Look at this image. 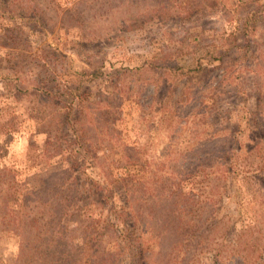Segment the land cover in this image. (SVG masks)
Here are the masks:
<instances>
[{
    "label": "rangeland",
    "instance_id": "1",
    "mask_svg": "<svg viewBox=\"0 0 264 264\" xmlns=\"http://www.w3.org/2000/svg\"><path fill=\"white\" fill-rule=\"evenodd\" d=\"M263 10L0 0V264H53L57 242L62 264H264V18L237 30ZM76 69L99 72L65 124Z\"/></svg>",
    "mask_w": 264,
    "mask_h": 264
},
{
    "label": "trees",
    "instance_id": "2",
    "mask_svg": "<svg viewBox=\"0 0 264 264\" xmlns=\"http://www.w3.org/2000/svg\"><path fill=\"white\" fill-rule=\"evenodd\" d=\"M1 4L3 7H5L7 5V3L5 1H1ZM261 15H259V17L257 16L254 17L253 19L250 18L249 14H246L243 16V20L241 22V24L237 27L238 30V36L239 37H243L245 40H247L249 38L250 35H253L254 31L257 30L258 28V20L259 18L262 16L264 18V10L260 13ZM258 15V13H257ZM258 19V20H257ZM238 37V38H239ZM197 38L200 40V35H197ZM236 37V39H238ZM198 40V42H199ZM197 42V41H196ZM195 46H200V43H195ZM217 45H215L214 47H216ZM199 53L198 55H196V57L194 58L193 63L191 64H183V65H179L178 67H176L174 71L175 74L178 75H184L186 73H190L193 72L197 69H199L202 65L200 64V48L198 49ZM209 54L205 55V57L202 58H206L209 61H213V60H221V57L216 56L214 50L212 51H207ZM150 65H153V62H148ZM163 68L162 70L168 69L170 65L168 64H164L163 63ZM97 72L99 71H89V70H78L76 69V73L78 74L79 77V83L76 85L75 88H73L71 90V97L69 100H66V103H63L62 101L61 103V108L63 109L62 114L64 117V123L65 124H70L72 123L73 120V116L75 113L80 114V113H85V110L83 109V99L80 98V96H78L77 92H79V90L81 89V85L82 82H88V81H93L96 77H97ZM179 73V74H178ZM171 88V87H170ZM169 88V90H170ZM59 103L57 102V105ZM76 115V116H77ZM78 148V147H77ZM84 152H88L87 149H83ZM89 153V152H88ZM88 191V190H87ZM55 231V230H53ZM55 233V232H54ZM56 236H58V238L60 239L62 236V231L58 230L56 232ZM50 238H52L53 236L50 235ZM53 248H56V250H52ZM40 248H43L42 250H40ZM90 248L89 243L86 241V243L84 244L83 247H81L79 254L80 255H88L90 258L94 257V254L88 253V250ZM236 249V247L234 248ZM46 250V251H45ZM40 251V253H42V251H45L47 257H49V259L51 260V263L53 264H62V262L64 261V259L70 257V251L67 249V247H65L64 245H62L61 242H57L56 245H43L41 247V245H38V252ZM122 251H120L119 253H121ZM118 254V251H111V252H104V255H116ZM81 258H78L77 260L80 261ZM74 261L75 258H74ZM64 263V262H63ZM76 264V263H73ZM92 264H96L95 262H92Z\"/></svg>",
    "mask_w": 264,
    "mask_h": 264
}]
</instances>
